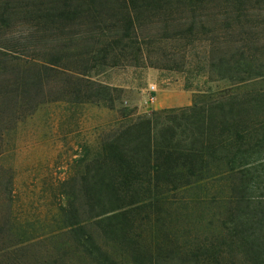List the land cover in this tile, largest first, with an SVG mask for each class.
<instances>
[{
  "label": "trees",
  "instance_id": "1",
  "mask_svg": "<svg viewBox=\"0 0 264 264\" xmlns=\"http://www.w3.org/2000/svg\"><path fill=\"white\" fill-rule=\"evenodd\" d=\"M12 16L33 23L31 39L44 37L53 46L60 39L74 41L77 35L67 31L76 26L97 32L105 25L108 35L81 55L87 63L81 73L70 69L77 57L70 56L69 45L65 55L51 51L50 59H41L32 47L0 43L2 123L13 106V117L21 120L23 108L41 106L44 77L65 71L85 77L92 68L121 61L138 66L148 54V43L141 40L146 25H177L173 38L186 46L202 43L203 60L196 66L185 62L181 70L189 79L208 76L217 85L195 93L190 107L145 116L124 109L99 150L75 161L83 172L61 185L44 214L35 201L19 204L14 181L0 186V264H124L105 242L128 249L120 256L133 264H154L167 253L145 249L143 227L177 196L213 184L230 190L223 200L237 223L227 240L248 264H264V38L250 26L264 25V0L0 1V32ZM90 84L105 89V107L114 110L111 94L118 89ZM95 93L93 99L102 104V93ZM73 94L86 102L91 96L82 90ZM214 252L206 249L204 259Z\"/></svg>",
  "mask_w": 264,
  "mask_h": 264
},
{
  "label": "rangeland",
  "instance_id": "2",
  "mask_svg": "<svg viewBox=\"0 0 264 264\" xmlns=\"http://www.w3.org/2000/svg\"><path fill=\"white\" fill-rule=\"evenodd\" d=\"M0 1L17 5L25 4L27 0ZM11 19L10 26L0 32V43L32 47L30 52L41 59H50L51 51L65 55L69 45L70 56L77 57L71 62L70 69L80 73L87 66L86 62H81V55L94 50L99 41L105 42V35H108L105 25L97 32V29L91 30L92 26H76L67 31L77 35L74 41L60 39L53 46L44 37H41L42 41L31 39L30 25L33 23L23 16H12ZM176 26L143 27L141 40L148 43L145 57L148 59L141 58L138 66L121 61L116 67L92 68L85 77L69 71L44 77L45 91L38 100L41 106L36 109L37 103L33 102L34 109L23 108V120L13 117L16 116L13 106L5 123L0 121V186L14 181L19 204L35 201L38 210L44 214L54 204L61 185L83 172V166L75 161L87 151L94 154L99 150L107 131L121 121L124 109L135 116H145L154 111L190 107L195 93L215 89L217 84L211 83L212 78L189 79L181 70L185 62L196 66L203 60L204 46L202 43L186 46L183 40L173 38ZM250 26L257 27L258 31L253 32L264 38V25ZM163 37L167 38L161 42ZM90 82L118 89L111 94L114 110L105 107V89ZM86 86L88 89L83 90ZM76 90L91 95L90 100L86 102L78 94L76 97L73 94ZM96 91L102 93V104L93 99ZM107 97L110 99L109 95ZM229 193L226 184H213L207 189L188 191L162 206L159 218L141 230L140 240L145 249L155 252L159 247L167 253L166 259L155 257L154 264H213L214 257L219 264H248L246 255L232 246V240H227L237 223L234 219L233 223L227 210L231 206L223 200ZM105 245L124 264H133L131 258L120 256L128 249H115L106 242ZM204 247L215 250L213 258L206 253L208 257L204 259ZM183 252L191 256L182 255Z\"/></svg>",
  "mask_w": 264,
  "mask_h": 264
}]
</instances>
